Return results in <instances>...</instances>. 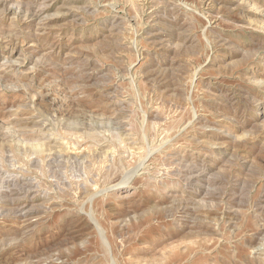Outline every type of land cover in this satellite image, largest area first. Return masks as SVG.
I'll list each match as a JSON object with an SVG mask.
<instances>
[{"label":"rangeland","instance_id":"374dc122","mask_svg":"<svg viewBox=\"0 0 264 264\" xmlns=\"http://www.w3.org/2000/svg\"><path fill=\"white\" fill-rule=\"evenodd\" d=\"M0 264H264V0H0Z\"/></svg>","mask_w":264,"mask_h":264}]
</instances>
